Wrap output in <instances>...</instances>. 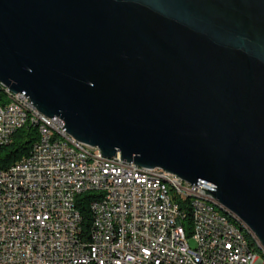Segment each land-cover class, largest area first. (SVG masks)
<instances>
[{"label":"water","instance_id":"water-1","mask_svg":"<svg viewBox=\"0 0 264 264\" xmlns=\"http://www.w3.org/2000/svg\"><path fill=\"white\" fill-rule=\"evenodd\" d=\"M0 84L197 185L264 250V0H0Z\"/></svg>","mask_w":264,"mask_h":264},{"label":"built area","instance_id":"built-area-1","mask_svg":"<svg viewBox=\"0 0 264 264\" xmlns=\"http://www.w3.org/2000/svg\"><path fill=\"white\" fill-rule=\"evenodd\" d=\"M14 97L28 106V115L16 114L8 99L0 102V147L27 125L37 129L39 140L27 156L0 173V264L254 263L247 258L253 250L239 241L234 228L201 206V199L211 198L197 197V185L119 156L106 158L71 137L61 119L41 114L25 94ZM38 121L58 124L65 143L41 133ZM157 178L171 179L184 191L190 237L182 224L188 212L176 213L173 193L154 187ZM85 193L107 198V206H89L87 234L81 215L74 213L77 195ZM105 207L114 208L111 222L124 227V235L108 230L100 236V228L109 223L104 222ZM141 216H148V224H139Z\"/></svg>","mask_w":264,"mask_h":264},{"label":"bare ground","instance_id":"bare-ground-1","mask_svg":"<svg viewBox=\"0 0 264 264\" xmlns=\"http://www.w3.org/2000/svg\"><path fill=\"white\" fill-rule=\"evenodd\" d=\"M0 93L5 97V100L8 99L9 103L12 104L13 110L16 111V114L19 115H28V106L22 102V99L15 98L14 93H12L9 89L0 88ZM2 95L0 97V102H5L3 100ZM38 129H41V133H47L57 143H65V132H63L62 128H59L56 123H49V121H38ZM0 144H1V136H0ZM0 173H5V170H0ZM154 187L163 188V190L173 193V199H175V209L176 213H185L188 209H185L183 205L187 206L185 203V193L184 191H178V186H175V182H172L171 179L166 178H157L154 180ZM81 195H77V198ZM95 197L91 199V203L89 206L91 207H104L107 206V198L105 195H94ZM197 197H206L205 194L197 192ZM211 198V197H210ZM185 203V204H184ZM183 204V205H181ZM201 206L203 208H207L209 210H213V214L216 217H220L222 219L223 224L228 227L234 228L235 232L238 233L239 241L244 242L247 251V258H254L255 264H264V257L260 256L258 252L255 251L256 247H259L263 252V248L259 243L258 238L249 230V228L235 215L226 213L216 201L212 199H201ZM216 207L220 208L224 214L217 211ZM74 213L76 215H81L78 211L76 204H74ZM114 221V208L113 207H105L104 212V222L108 223V228H100V236H107L108 230L112 234L124 235V227L118 225L117 222ZM139 224H148V216L139 217ZM251 239V241H249ZM254 243V245L251 243ZM253 246L254 248H252ZM254 263H246V264H254Z\"/></svg>","mask_w":264,"mask_h":264},{"label":"trees","instance_id":"trees-1","mask_svg":"<svg viewBox=\"0 0 264 264\" xmlns=\"http://www.w3.org/2000/svg\"><path fill=\"white\" fill-rule=\"evenodd\" d=\"M39 140V134L37 129L32 126L27 125L23 129L16 132L13 136L12 142L9 145H4L0 147V170H5L15 162L19 161L23 157L27 156L31 151L35 142ZM95 196L91 193H85L77 198L76 206L78 211L81 213V217L83 220V227L86 234L89 232L92 222V214L89 208V204L91 203V199ZM185 204V203H184ZM183 205V204H181ZM187 205V203H186ZM183 207L187 210V217L183 220V227L185 228V232L187 237L191 236V214L189 208L183 205ZM251 241V239L249 240ZM252 242V241H251ZM250 242V243H251ZM254 243H251V245ZM252 248L255 249L256 252H261L256 245ZM258 252V253H259Z\"/></svg>","mask_w":264,"mask_h":264},{"label":"rangeland","instance_id":"rangeland-1","mask_svg":"<svg viewBox=\"0 0 264 264\" xmlns=\"http://www.w3.org/2000/svg\"><path fill=\"white\" fill-rule=\"evenodd\" d=\"M1 93H0V97H1ZM2 98H3V100H5V97H3V95H2ZM5 102H6V100H5ZM8 104H10L9 103V101H8ZM216 209H217V211H219L220 213H222V214H224L225 212H223L220 208H218V207H216ZM191 246H193V242H191ZM261 252H259L258 254L260 255V256H263L264 257V252L259 248V247H257Z\"/></svg>","mask_w":264,"mask_h":264}]
</instances>
